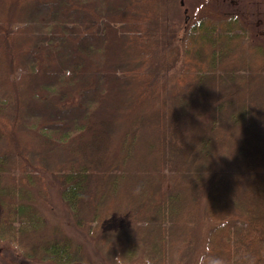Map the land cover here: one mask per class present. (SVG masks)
I'll use <instances>...</instances> for the list:
<instances>
[{
    "label": "trees",
    "instance_id": "trees-1",
    "mask_svg": "<svg viewBox=\"0 0 264 264\" xmlns=\"http://www.w3.org/2000/svg\"><path fill=\"white\" fill-rule=\"evenodd\" d=\"M168 3L0 0V264L86 263L60 210L121 263L181 264L206 218L196 264H264V48L200 18L155 61Z\"/></svg>",
    "mask_w": 264,
    "mask_h": 264
},
{
    "label": "rangeland",
    "instance_id": "rangeland-1",
    "mask_svg": "<svg viewBox=\"0 0 264 264\" xmlns=\"http://www.w3.org/2000/svg\"><path fill=\"white\" fill-rule=\"evenodd\" d=\"M182 2V3H181ZM169 8L167 9L165 18L158 19L155 24L159 27L157 34V45L154 48V60L161 57L169 48L178 47L182 49V43L185 36H187L192 25L196 24L200 18L208 19V21L218 22L222 19H227L229 16L238 18L239 31L244 32L243 41L248 44L261 45L264 48V0H169ZM169 10V11H168ZM165 20V22H164ZM164 22V23H163ZM185 64V57L180 51V56L174 64L164 72L157 74L155 79L163 82L166 89V94L174 88L178 87V80L183 75V65ZM213 186L216 180L212 182ZM210 188H213L210 186ZM208 194V193H207ZM69 213V212H68ZM46 221L58 222L60 227L69 234H72L74 241L83 242L87 250L88 261L83 264H146L140 258L133 259L131 262L121 263L112 253L102 248L99 243L97 235H85L81 229L75 228L72 223V217L69 214V221L67 215L63 214L62 210L56 212L54 215L51 212H45ZM119 218L115 215L109 216L107 220L101 225L102 228L116 227ZM200 224H203L199 220ZM206 223L202 229V241L192 256L186 259L181 264H196L200 253L204 250V235L207 227L211 223L206 218ZM84 231V230H83ZM85 232V231H84ZM86 233V232H85ZM98 233V232H97ZM197 245V244H196ZM8 245L6 244V247ZM4 245L0 244V254L4 255L2 249ZM12 249L15 247L11 246ZM5 249V248H4ZM13 257L6 258L8 264H51L49 262H42L29 259L15 258L18 256L16 250H12Z\"/></svg>",
    "mask_w": 264,
    "mask_h": 264
}]
</instances>
